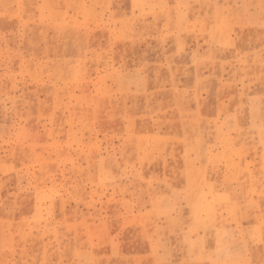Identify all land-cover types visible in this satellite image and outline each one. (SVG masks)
I'll return each mask as SVG.
<instances>
[{"label": "rangeland", "instance_id": "374dc122", "mask_svg": "<svg viewBox=\"0 0 264 264\" xmlns=\"http://www.w3.org/2000/svg\"><path fill=\"white\" fill-rule=\"evenodd\" d=\"M0 264H264V0H0Z\"/></svg>", "mask_w": 264, "mask_h": 264}]
</instances>
